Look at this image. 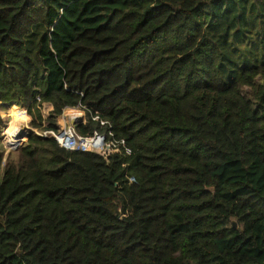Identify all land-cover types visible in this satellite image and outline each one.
I'll list each match as a JSON object with an SVG mask.
<instances>
[{
	"label": "trees",
	"instance_id": "1",
	"mask_svg": "<svg viewBox=\"0 0 264 264\" xmlns=\"http://www.w3.org/2000/svg\"><path fill=\"white\" fill-rule=\"evenodd\" d=\"M207 2L0 0V264H264V62L227 70ZM79 103L132 154L6 155L1 104Z\"/></svg>",
	"mask_w": 264,
	"mask_h": 264
},
{
	"label": "rangeland",
	"instance_id": "2",
	"mask_svg": "<svg viewBox=\"0 0 264 264\" xmlns=\"http://www.w3.org/2000/svg\"><path fill=\"white\" fill-rule=\"evenodd\" d=\"M215 5L214 2L206 3L210 20L220 22L209 31L223 46L224 53L228 56L227 70L230 71L231 68L241 70L245 66L262 64L264 62V0H222L221 5ZM22 110L1 104V112L6 121L1 143L7 156L12 153L17 157L19 149L26 143L24 138L19 140V137L25 133L22 124L31 127L32 118L26 110ZM73 114L75 116L79 113L72 112L69 115ZM59 119L60 116L57 118L58 126ZM45 125L48 123L46 122ZM30 132L29 130L27 133Z\"/></svg>",
	"mask_w": 264,
	"mask_h": 264
},
{
	"label": "built area",
	"instance_id": "3",
	"mask_svg": "<svg viewBox=\"0 0 264 264\" xmlns=\"http://www.w3.org/2000/svg\"><path fill=\"white\" fill-rule=\"evenodd\" d=\"M38 100L41 101L40 98H38ZM40 109L42 110L43 117L46 120L47 116L49 117L50 112L53 110V107L51 103L43 102ZM72 109L79 111L81 115L69 116L67 111ZM59 120V126L57 125V129L55 130H34V132L43 138H54L58 144L66 150L89 151L100 155L106 160H108L113 154H132V149L127 145L126 140L116 137L110 122L101 119L99 115L93 116L92 120L99 122L102 127L105 126L109 129L102 132L95 131L92 134H81L76 129V125L87 120L86 110L83 108L81 103L75 107H65ZM71 120L77 121V124L73 125Z\"/></svg>",
	"mask_w": 264,
	"mask_h": 264
},
{
	"label": "bare ground",
	"instance_id": "4",
	"mask_svg": "<svg viewBox=\"0 0 264 264\" xmlns=\"http://www.w3.org/2000/svg\"><path fill=\"white\" fill-rule=\"evenodd\" d=\"M72 112H78V113L81 115V113H80L79 111H77V110H73V109H72V110L67 111L68 115L71 114ZM79 114H77V115H79ZM73 115H74V114H73ZM69 116H70V115H69ZM22 128H23V130L25 131V133L28 132L29 130H31V127L28 128V127L26 126V124H25V125L22 124ZM25 133H24V134H25ZM24 134H23V135H24ZM23 135H22L21 137H19V140L23 139Z\"/></svg>",
	"mask_w": 264,
	"mask_h": 264
},
{
	"label": "water",
	"instance_id": "5",
	"mask_svg": "<svg viewBox=\"0 0 264 264\" xmlns=\"http://www.w3.org/2000/svg\"><path fill=\"white\" fill-rule=\"evenodd\" d=\"M71 123H72L73 125H76V124H77V121H75V120H71ZM30 131L33 132V131H34L33 128H31ZM28 134H29V133L26 132V133L23 135V138L26 139V136H27ZM233 223H234V227H237V222H236L235 220H233Z\"/></svg>",
	"mask_w": 264,
	"mask_h": 264
}]
</instances>
